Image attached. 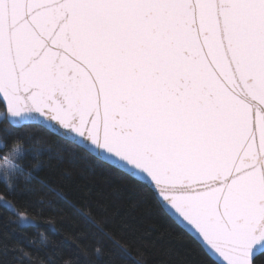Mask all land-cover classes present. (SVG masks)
Returning <instances> with one entry per match:
<instances>
[{
    "label": "snow or ice",
    "instance_id": "snow-or-ice-1",
    "mask_svg": "<svg viewBox=\"0 0 264 264\" xmlns=\"http://www.w3.org/2000/svg\"><path fill=\"white\" fill-rule=\"evenodd\" d=\"M72 145L191 235L179 264H264V0H0V264H35L19 181Z\"/></svg>",
    "mask_w": 264,
    "mask_h": 264
},
{
    "label": "trees",
    "instance_id": "trees-1",
    "mask_svg": "<svg viewBox=\"0 0 264 264\" xmlns=\"http://www.w3.org/2000/svg\"><path fill=\"white\" fill-rule=\"evenodd\" d=\"M17 131L26 148L29 134L42 143L51 139L35 130ZM22 163L27 169L37 161L29 158ZM41 163L43 171L35 180L19 181L20 203L33 214L42 212L34 226L24 229L27 235L20 237L34 254L35 264L53 260L55 264L66 260L71 264H179L197 249L191 235L160 209H132L122 170L75 145L62 161L45 156ZM114 186H120L123 195H113ZM9 227L17 228L14 223ZM41 233L47 238L44 244ZM97 246L103 250L102 257L94 251Z\"/></svg>",
    "mask_w": 264,
    "mask_h": 264
},
{
    "label": "water",
    "instance_id": "water-1",
    "mask_svg": "<svg viewBox=\"0 0 264 264\" xmlns=\"http://www.w3.org/2000/svg\"><path fill=\"white\" fill-rule=\"evenodd\" d=\"M106 163H108V162H106ZM109 164V163H108ZM112 166H114V167H116L115 165H112ZM117 168V167H116ZM173 219V218H172ZM174 220V219H173ZM177 223V222H176ZM178 224V223H177ZM179 225V224H178ZM180 226V225H179ZM182 227V226H181Z\"/></svg>",
    "mask_w": 264,
    "mask_h": 264
}]
</instances>
